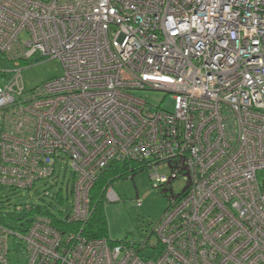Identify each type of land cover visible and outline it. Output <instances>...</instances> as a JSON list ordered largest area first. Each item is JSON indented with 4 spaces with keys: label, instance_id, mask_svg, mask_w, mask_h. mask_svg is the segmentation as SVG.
<instances>
[{
    "label": "built area",
    "instance_id": "built-area-1",
    "mask_svg": "<svg viewBox=\"0 0 264 264\" xmlns=\"http://www.w3.org/2000/svg\"><path fill=\"white\" fill-rule=\"evenodd\" d=\"M0 55L63 67L30 90L22 68H0L4 197L53 180L59 163L72 178L67 219L83 223L98 174L124 161L170 193L139 241L63 234L32 201L14 206L32 213L16 230L0 210V264L10 235L25 264H264V0H0ZM105 198L118 200L111 186Z\"/></svg>",
    "mask_w": 264,
    "mask_h": 264
},
{
    "label": "rangeland",
    "instance_id": "rangeland-1",
    "mask_svg": "<svg viewBox=\"0 0 264 264\" xmlns=\"http://www.w3.org/2000/svg\"><path fill=\"white\" fill-rule=\"evenodd\" d=\"M46 1V0H43ZM27 38L26 33H21L20 40ZM18 63V64H17ZM0 68L6 70L7 75L11 71L22 68L21 77L26 90H30L43 82L60 77L63 67L57 58H39L33 56L28 60L10 61L0 55ZM135 94L140 96L152 105L158 107H170V98L161 91L141 90ZM163 170L160 169V173ZM151 171L147 168L140 169L128 175L114 179L110 186L118 196V200L103 202V211L107 224V236L114 242L139 241L143 240L151 231L157 220L165 211L169 192L164 187H156L155 182L150 178ZM264 174V171L260 172ZM56 177L51 180L37 181L33 187L21 190L16 194H0V210L4 212H14V206L27 202H34L39 206H46L54 215L61 216V211L65 212L70 207V196L68 192L72 183L70 169L64 171L59 163L56 165ZM185 181L176 180L168 186L172 193H178L183 189ZM48 190L51 196H42L43 191ZM60 193L62 199L57 194ZM137 201L140 205H137ZM18 219H23L25 211L15 212ZM18 240L14 236L8 237V263L25 264L26 258L18 249Z\"/></svg>",
    "mask_w": 264,
    "mask_h": 264
},
{
    "label": "trees",
    "instance_id": "trees-1",
    "mask_svg": "<svg viewBox=\"0 0 264 264\" xmlns=\"http://www.w3.org/2000/svg\"><path fill=\"white\" fill-rule=\"evenodd\" d=\"M147 168L146 164L144 162H138V161H124V162H110L105 166L102 171L98 174V177L90 191L89 199H90V213L87 220H85L83 223H76V222H69L68 221V215L70 213V208L63 212L61 211V216L54 215L46 206H39L37 205L35 208V211L39 212L40 214H45L50 217L52 226L60 231L63 234H67L69 231H76L80 232L83 236L87 238H108L107 236V224H106V218L103 211V202L106 199L105 198V188L110 186L111 182L114 179L133 175L134 172ZM167 190V189H166ZM168 192V191H167ZM2 195V193L0 192ZM170 194V193H169ZM59 199H62L60 193L57 194ZM68 196H71V191L69 189ZM32 213H29L31 215ZM25 219V217H24ZM1 221L2 218L0 219ZM8 225L11 228L19 229L24 231L26 227L28 226L27 223L21 225L18 224V218L14 215V212H11L6 219ZM110 242H114L109 240ZM18 249H20L21 252V246L18 242Z\"/></svg>",
    "mask_w": 264,
    "mask_h": 264
}]
</instances>
